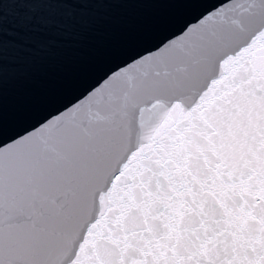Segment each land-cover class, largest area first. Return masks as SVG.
<instances>
[{
	"label": "snow or ice",
	"instance_id": "snow-or-ice-1",
	"mask_svg": "<svg viewBox=\"0 0 264 264\" xmlns=\"http://www.w3.org/2000/svg\"><path fill=\"white\" fill-rule=\"evenodd\" d=\"M210 8L0 132V264H264V0ZM55 23L0 20V101Z\"/></svg>",
	"mask_w": 264,
	"mask_h": 264
},
{
	"label": "water",
	"instance_id": "water-1",
	"mask_svg": "<svg viewBox=\"0 0 264 264\" xmlns=\"http://www.w3.org/2000/svg\"><path fill=\"white\" fill-rule=\"evenodd\" d=\"M227 2L90 0L81 6L60 0L35 10L36 15L50 16L56 22L45 29L54 42L32 58L28 65L29 81H12L5 77L0 101V132L5 139L23 134L20 132L48 112L86 94L84 92L99 83L105 72L115 70L117 65L122 66L137 54L142 55L145 49L178 32L206 9ZM69 9L74 10L71 17L67 15ZM16 19L17 16L2 21L6 33L16 26ZM85 20L92 24L90 28L81 27ZM10 66L6 50V71Z\"/></svg>",
	"mask_w": 264,
	"mask_h": 264
}]
</instances>
